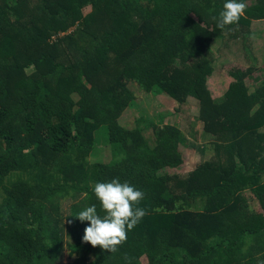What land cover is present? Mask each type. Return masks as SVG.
Wrapping results in <instances>:
<instances>
[{
	"label": "trees",
	"instance_id": "1",
	"mask_svg": "<svg viewBox=\"0 0 264 264\" xmlns=\"http://www.w3.org/2000/svg\"><path fill=\"white\" fill-rule=\"evenodd\" d=\"M223 2L0 0V264H59L66 251L73 264H264V57L231 67L221 98L207 85L212 44L247 50L264 0L220 29ZM130 83L196 101L214 158L169 174L184 164L182 131L143 118L122 128L138 108ZM112 178L144 193L145 215L108 253L82 242L74 214H102L91 187Z\"/></svg>",
	"mask_w": 264,
	"mask_h": 264
},
{
	"label": "rangeland",
	"instance_id": "2",
	"mask_svg": "<svg viewBox=\"0 0 264 264\" xmlns=\"http://www.w3.org/2000/svg\"><path fill=\"white\" fill-rule=\"evenodd\" d=\"M89 10V6L85 8ZM250 40L248 49L245 50L241 40L231 39L228 43L222 40L215 41L211 48V57L214 61V71L207 81L212 97L221 98L233 82L229 75V70L233 66L247 69L252 61L251 56L259 59V68L262 67L264 57V20L253 24L250 31ZM261 73V72H260ZM254 74L250 82V91H255L262 85V76ZM258 77V79H256ZM129 88L134 92L135 103L138 108H126L118 120L119 125L126 130H134L136 121L143 118L148 122H159L164 125H174L182 131L183 143L180 144V152L184 164L180 170H169V174H177L180 177H186L190 172L200 164L210 161L214 158L212 151V137L206 134L202 121L198 118L199 108L196 101L189 99L184 105L179 104V100L168 92L151 91L145 93L139 85L130 83ZM150 132H146L149 138ZM201 149L203 152H201ZM102 159L100 152L93 156L90 161L95 162ZM249 198L250 211L259 212V206L253 201L251 195ZM71 201L62 203V211L68 214ZM74 260L70 258L66 251L59 264H73ZM138 264H148L145 257L138 261Z\"/></svg>",
	"mask_w": 264,
	"mask_h": 264
},
{
	"label": "clouds",
	"instance_id": "3",
	"mask_svg": "<svg viewBox=\"0 0 264 264\" xmlns=\"http://www.w3.org/2000/svg\"><path fill=\"white\" fill-rule=\"evenodd\" d=\"M245 8L246 0H224L216 17V27L224 29L225 26L236 23L244 14ZM91 191L99 202L102 214L97 211L95 203L83 207L74 214L80 222L87 221L81 240L94 248L98 246L101 251L116 252L117 247L126 240L127 231L145 215V210L137 206L144 193L129 182L120 181L119 178L96 181Z\"/></svg>",
	"mask_w": 264,
	"mask_h": 264
}]
</instances>
